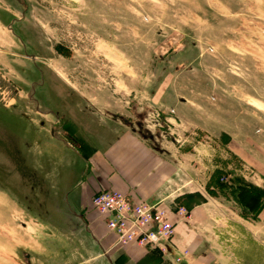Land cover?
Masks as SVG:
<instances>
[{
    "label": "rangeland",
    "instance_id": "obj_1",
    "mask_svg": "<svg viewBox=\"0 0 264 264\" xmlns=\"http://www.w3.org/2000/svg\"><path fill=\"white\" fill-rule=\"evenodd\" d=\"M122 130L204 205L199 259L109 261L70 211L68 146ZM0 264H264V0H0Z\"/></svg>",
    "mask_w": 264,
    "mask_h": 264
},
{
    "label": "crops",
    "instance_id": "obj_2",
    "mask_svg": "<svg viewBox=\"0 0 264 264\" xmlns=\"http://www.w3.org/2000/svg\"><path fill=\"white\" fill-rule=\"evenodd\" d=\"M72 142H78L81 146H68L75 157L78 172L66 195L67 205L72 214L83 222L86 233L98 244L105 257L108 258L110 250L128 252L134 257H142L148 253L134 246H118L115 236L107 229L105 218L94 209L98 216L91 217L88 214L92 199L98 192L114 190L136 202L160 204L167 209L170 220L176 224L175 253L180 256L189 250L200 258L203 250L193 226L178 220L175 215L177 203L185 206V189L182 185L184 172L180 185L173 161L165 158L156 148L140 141L137 136L126 134L124 130L118 132L113 139H107L103 135L89 138L77 136ZM203 206L198 201L188 204L194 224H197L198 213ZM108 260L110 261L109 258Z\"/></svg>",
    "mask_w": 264,
    "mask_h": 264
},
{
    "label": "built area",
    "instance_id": "obj_3",
    "mask_svg": "<svg viewBox=\"0 0 264 264\" xmlns=\"http://www.w3.org/2000/svg\"><path fill=\"white\" fill-rule=\"evenodd\" d=\"M95 211L106 220L108 231L122 248L137 247L160 253L163 257L184 259L187 252L177 255L174 244L175 226L169 212L160 204L136 202L122 192H98L92 199ZM178 220H188L190 211L185 207L175 210Z\"/></svg>",
    "mask_w": 264,
    "mask_h": 264
}]
</instances>
